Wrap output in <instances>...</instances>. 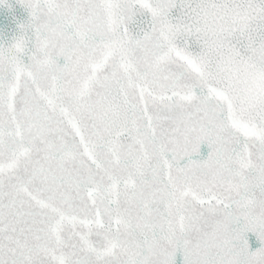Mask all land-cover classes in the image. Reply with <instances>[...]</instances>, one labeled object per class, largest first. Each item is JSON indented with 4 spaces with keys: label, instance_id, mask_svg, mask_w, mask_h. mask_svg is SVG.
Returning a JSON list of instances; mask_svg holds the SVG:
<instances>
[{
    "label": "snow or ice",
    "instance_id": "1",
    "mask_svg": "<svg viewBox=\"0 0 264 264\" xmlns=\"http://www.w3.org/2000/svg\"><path fill=\"white\" fill-rule=\"evenodd\" d=\"M18 2L0 264H264V0Z\"/></svg>",
    "mask_w": 264,
    "mask_h": 264
},
{
    "label": "water",
    "instance_id": "2",
    "mask_svg": "<svg viewBox=\"0 0 264 264\" xmlns=\"http://www.w3.org/2000/svg\"><path fill=\"white\" fill-rule=\"evenodd\" d=\"M29 19L28 10L25 6L20 4L18 0H2L0 2V44H8L11 42L14 36L19 34V25L26 24ZM63 63L62 58L58 61ZM209 149L207 145L202 144L200 147V153L194 154L192 159H204L207 156ZM188 158H185L181 163H185ZM251 240H255V237L249 233ZM259 243L256 242L252 245V250L258 247ZM182 255L177 252L176 264H181Z\"/></svg>",
    "mask_w": 264,
    "mask_h": 264
}]
</instances>
